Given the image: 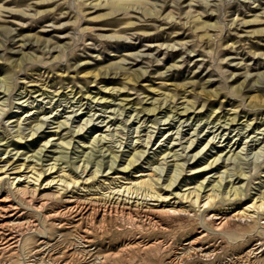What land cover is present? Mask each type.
I'll list each match as a JSON object with an SVG mask.
<instances>
[{"label":"rangeland","instance_id":"374dc122","mask_svg":"<svg viewBox=\"0 0 264 264\" xmlns=\"http://www.w3.org/2000/svg\"><path fill=\"white\" fill-rule=\"evenodd\" d=\"M101 1L0 0V176L14 178V166L26 162L37 169L55 164V172L64 169L81 183L98 170L99 181L116 186L152 175L158 189L173 178V193L183 194L204 181L207 192L222 178V191L244 186L246 202L264 194V103L249 100L264 96V0H124L136 3L135 11L111 16L106 7H95ZM195 18L216 26L208 30L210 39ZM139 71L147 74L127 84ZM87 73H100V80L93 83ZM243 81L247 88H239ZM123 84L126 91H110ZM168 94L177 97L170 101ZM189 100L195 110L181 114ZM154 105L161 107L155 114L142 110ZM212 105L216 114L209 119ZM135 150L141 152L137 163L124 173ZM217 157L216 170L194 173ZM8 184L0 183V199ZM11 200L30 224L9 232L17 246L0 250V264H264V249L253 247L178 262L196 239L205 254L226 246V238L229 245L236 241L196 212L169 232L111 224L88 246L81 228H74L76 218H63L69 225L60 227L45 218L57 207L43 217ZM219 207L224 209L221 202ZM156 241L166 245L142 249Z\"/></svg>","mask_w":264,"mask_h":264},{"label":"bare ground","instance_id":"6f19581e","mask_svg":"<svg viewBox=\"0 0 264 264\" xmlns=\"http://www.w3.org/2000/svg\"><path fill=\"white\" fill-rule=\"evenodd\" d=\"M137 6L138 5L132 1L124 0H104L101 2H97V4L95 5V7H106V9L109 11L107 16H111L114 13L117 14V12L121 11L126 13L131 10L133 12L135 11V8ZM195 22H198V25H200L198 29L205 30L206 37L204 39H210L211 36L209 35L208 30L211 27L213 28L216 26L214 24H210L209 22L202 21L201 18H195L193 23ZM251 22L253 21H246L243 23L250 24ZM134 24L135 23H133L132 21L128 23L129 26H133ZM23 48L25 49V47ZM20 66L22 65L20 64ZM15 67H19V64H15ZM93 73H87L85 76L88 79H94L95 81H93V83H95L100 80L101 74ZM146 74V72L139 71V76L137 75L136 77H133L129 82L127 81V84H138L141 78ZM4 79L5 82L9 81L7 76H5ZM244 87H248L246 86V81H243L241 84H239V88ZM105 89L108 90V88ZM126 89V85L123 84L119 88L112 89L110 91H113V93H115V91H117V93H120L122 90L126 91ZM82 91L83 89L79 92V94ZM153 91H155V89ZM239 92H241V90ZM204 94L207 96V98H210V93L205 92ZM115 95L116 94L112 96L115 97ZM168 95L170 96V94ZM218 96L219 93L214 94L215 98H218ZM176 97V95L172 94L170 96V101H174ZM249 100H255L262 104L264 103V96L259 94V96L249 98ZM187 105L188 106H186L181 114H188L191 109L195 110V101L189 100ZM205 107L206 104L204 103L201 110L205 109ZM160 108L161 107H156L154 105L152 106V108H144L142 110L149 114H155L158 110H160ZM216 108V105H212L210 110H208V112L206 113L205 117L209 119L212 118L216 114ZM238 117L239 116H234L233 118H229V120L234 123L238 120ZM218 120L220 121L221 119L219 118ZM64 124L65 123H61L59 129ZM49 142L50 140L47 142L46 146ZM194 144L195 142L191 140L188 149H192V147H194ZM140 154L141 152L135 150L128 156V159L125 162L126 165L123 168L124 173H126V171L136 165L137 157H139ZM237 154L239 153H236V155ZM166 155L169 156L170 153ZM218 162L219 158L217 157L213 161H209L207 165L200 166L199 168L194 170V173L202 174L204 172H207L208 170H216ZM17 165L13 168V171H16V173L11 174L16 175L14 178L12 177V179H10L8 173H5V176H0V183L5 181L6 179L9 180V189L6 190L7 195L6 197L0 199L1 251L11 250L13 248V245L16 243L15 238H13L11 234L8 235L9 232L14 229L24 228L26 226H29L30 224L29 222L23 221L24 214H20L21 209L19 205L15 204L13 200H11V198L14 197H16V199L19 200L21 204L34 208V211L41 214L43 217H45V212L48 211V208L50 206L57 207V210H51V214L45 218L58 221L60 227H67L69 225L62 220L63 218L68 216L76 218L74 228H81V240L88 246L94 243L93 237L95 233L105 229V227L110 226L111 224H117V226L122 225L123 227L129 228L132 231L169 232L175 225H177L178 221L185 222L190 218V216H192L191 214L193 212H196L197 214L202 215L204 218L208 217L207 219L209 223H211L212 228L215 232L223 233L226 236L229 233L234 234L236 241H233V243L229 245V239L226 238V246L222 245L215 248L212 254H205V250H203L202 248H196L199 246L198 244L201 243V239H196V241L191 243L192 251L189 254L184 255L183 258L178 259V262L183 263L186 260H193L196 258H200L205 261L215 260L225 254L226 251L231 252V256H235L237 252L242 251L247 247H253L252 251L264 249V221L263 219H261L264 212V194H261L256 198L252 197L251 199H249V201L246 202L244 201L246 199V196L242 191V188L244 186L235 187L232 185L228 189L226 188L227 192H225L224 190L222 191V178L221 182H213L214 184L211 185L212 189L207 192L205 191L206 188L204 187V181L201 184H198L196 190L180 194L177 192L173 193L177 190L173 189L175 184L173 178L168 182L165 188L160 187L159 189L157 188L159 180H156V182H154L152 175H150L149 178L146 179L142 178L141 176L140 178L142 179L139 178L129 183H122L121 186H116L114 184V181L108 182V179L104 180L103 182L99 181L98 177L100 173L98 170H95L89 178H87V176L89 175L87 174V179H83L85 183H81V177L78 178L73 177V175H66L64 169L55 172V164L52 166L49 165L50 167H48V169H37L36 164L31 166L27 165L26 162H24L23 164H19L18 166ZM1 170L2 169H0V171ZM27 170L29 172H27ZM84 170L85 175L87 168ZM25 171L27 172L26 174H24ZM61 173H65V175L63 174L54 176L55 174ZM91 180H97V182H90ZM202 191L203 193H205V195H202ZM173 195H175V198L172 199L171 197ZM222 195L227 196L225 200H223V198L221 197ZM172 200L174 201L172 202ZM153 202L155 203V205H153ZM220 202L222 203V206H224V209H221L219 207ZM187 204L189 205L187 206ZM207 212L209 214L206 215ZM257 223L260 224L261 230L254 232V226ZM165 242L166 241H164V243ZM165 245H163V242L156 241L152 244L145 245L144 247H142V249L146 252L147 250H154ZM129 248L134 249L137 248V246H131ZM128 251L129 250H127V252ZM252 251L250 252L251 254ZM175 263H177V260L172 259L167 264Z\"/></svg>","mask_w":264,"mask_h":264}]
</instances>
